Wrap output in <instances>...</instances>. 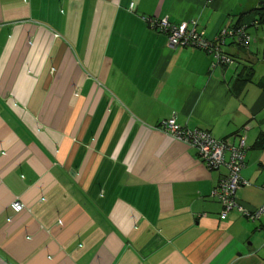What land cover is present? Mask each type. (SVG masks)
<instances>
[{
  "label": "crops",
  "instance_id": "crops-1",
  "mask_svg": "<svg viewBox=\"0 0 264 264\" xmlns=\"http://www.w3.org/2000/svg\"><path fill=\"white\" fill-rule=\"evenodd\" d=\"M262 6L0 0V264H264V212L221 219L225 169L157 128L174 117L232 145L243 135L236 196L264 203V41L249 33ZM144 17L196 20L209 40L246 25L250 40L227 38L232 61L214 66Z\"/></svg>",
  "mask_w": 264,
  "mask_h": 264
},
{
  "label": "built area",
  "instance_id": "built-area-1",
  "mask_svg": "<svg viewBox=\"0 0 264 264\" xmlns=\"http://www.w3.org/2000/svg\"><path fill=\"white\" fill-rule=\"evenodd\" d=\"M150 27L164 32L167 41L172 47H195L213 53L215 57L214 66L219 63H229L231 58L222 52L221 46L226 43L227 38L247 46L249 36L244 27L222 28L213 40H209L203 30L197 26L196 20L189 23H171L166 17H144ZM158 129L180 140L197 152L198 158L211 170L223 167L225 172L219 177L217 185L213 190V196L222 205L220 218L224 219L228 212L236 210L250 220H257L264 212V203L257 208H250L244 205L236 196L237 190L248 182L242 178L241 170L244 167V140L240 135L238 145H232L228 139L215 138L206 129H189L178 124L174 117L161 120ZM226 152L229 156L226 158ZM264 191V184L262 185ZM22 204L14 201L12 208L15 211L22 209Z\"/></svg>",
  "mask_w": 264,
  "mask_h": 264
},
{
  "label": "trees",
  "instance_id": "trees-1",
  "mask_svg": "<svg viewBox=\"0 0 264 264\" xmlns=\"http://www.w3.org/2000/svg\"><path fill=\"white\" fill-rule=\"evenodd\" d=\"M256 13H257V23L258 24H264V7L262 6V7H260V8H258V9H256ZM239 27H244L245 28V32H246V25L244 26V25H239V24H237V25H235V26H233V28L235 29H237V28H239ZM246 34H247V32H246ZM248 35V34H247ZM250 40V39H249ZM235 43H237L238 45H240V46H243V47H247L248 46V44H247V46H245V45H243V43H239V42H235ZM249 43V42H248ZM226 44V43H225ZM262 59H263V61H264V47H263V50H262ZM231 61H232V59H231ZM252 70H250V72H251ZM246 80V79H245ZM260 84V87L264 90V80L261 82V83H259ZM198 129H201V128H198ZM240 136V135H239ZM263 143H264V139L260 136V137H258L257 138V140H256V142H255V146L257 147H259V146H263ZM244 158H245V154H244ZM243 169V168H242ZM242 171V170H241Z\"/></svg>",
  "mask_w": 264,
  "mask_h": 264
},
{
  "label": "rangeland",
  "instance_id": "rangeland-1",
  "mask_svg": "<svg viewBox=\"0 0 264 264\" xmlns=\"http://www.w3.org/2000/svg\"><path fill=\"white\" fill-rule=\"evenodd\" d=\"M249 33L252 37V40H254V39L257 40V36H258V38H261L262 41H264V24H259V26L257 28L252 26L250 28ZM254 33H257V36Z\"/></svg>",
  "mask_w": 264,
  "mask_h": 264
}]
</instances>
